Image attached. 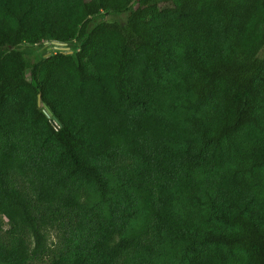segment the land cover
I'll return each mask as SVG.
<instances>
[{
    "label": "trees",
    "instance_id": "16d2710c",
    "mask_svg": "<svg viewBox=\"0 0 264 264\" xmlns=\"http://www.w3.org/2000/svg\"><path fill=\"white\" fill-rule=\"evenodd\" d=\"M263 27L264 0H0V264H264Z\"/></svg>",
    "mask_w": 264,
    "mask_h": 264
},
{
    "label": "rangeland",
    "instance_id": "374dc122",
    "mask_svg": "<svg viewBox=\"0 0 264 264\" xmlns=\"http://www.w3.org/2000/svg\"><path fill=\"white\" fill-rule=\"evenodd\" d=\"M124 17L125 15L123 16V18ZM107 19H114V17L108 16ZM262 30L264 31V27L262 28ZM56 47L57 46L52 43L43 42L41 45H36V46H29L25 44L21 46V49L24 50V52L32 61H37L40 60L42 57H47L49 54L53 55L56 54L58 51H60L56 49ZM70 48L73 49L72 46H70ZM5 229H7V227H5ZM59 236H60V232L58 231L52 230L50 232L49 244L51 247H54L58 244ZM35 264H50V258L47 257L40 262H36Z\"/></svg>",
    "mask_w": 264,
    "mask_h": 264
},
{
    "label": "water",
    "instance_id": "95a60500",
    "mask_svg": "<svg viewBox=\"0 0 264 264\" xmlns=\"http://www.w3.org/2000/svg\"><path fill=\"white\" fill-rule=\"evenodd\" d=\"M53 44L56 45L57 46L56 49L60 50L61 52H67L68 54H72V52L70 51V48L68 47V45L66 43L53 42ZM40 98L41 97L39 96V105L41 104V99ZM45 113L48 116H50V112H49V110H48V108L46 106H45Z\"/></svg>",
    "mask_w": 264,
    "mask_h": 264
}]
</instances>
